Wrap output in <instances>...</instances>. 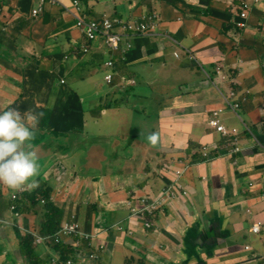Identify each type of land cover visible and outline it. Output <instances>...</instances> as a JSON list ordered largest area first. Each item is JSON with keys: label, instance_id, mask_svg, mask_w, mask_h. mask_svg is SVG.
Here are the masks:
<instances>
[{"label": "crops", "instance_id": "crops-1", "mask_svg": "<svg viewBox=\"0 0 264 264\" xmlns=\"http://www.w3.org/2000/svg\"><path fill=\"white\" fill-rule=\"evenodd\" d=\"M62 1H48L34 17L39 0H0V11L12 9L18 19L20 14L43 18L46 8L51 19L46 38L55 37L50 42L53 50L46 51L55 57L48 68L41 71L36 63L24 66L19 53L13 50L16 38L6 37L8 26L0 16V77L13 78L19 89L27 85L21 97L12 95L15 101L11 106L22 112H42L40 122L55 119L57 103L65 105L61 118L66 122L71 117L70 108L84 113L83 131L74 133L71 125L62 131L76 134L70 150L59 152L46 144L40 123L25 148L35 151L37 157L39 151L48 152L44 160L38 159L36 179L53 190V202L56 195L65 193V176L73 166L79 167L75 181L81 186L82 198L94 196L97 178L102 179L103 186L113 179L115 192L104 197V204L97 207L92 200H86L84 204L91 206L83 218L81 206L71 196L63 204L84 231L97 234L96 228L102 227L108 232V237L99 241L107 253L93 264H153L149 256L156 258L155 264H189L192 257L199 264L200 233L210 238L206 245L208 256H201L206 264H264V228L260 235L251 233L254 223H264V130L260 127L264 121V0L251 3L248 19L239 17L243 0H211L209 8H205L206 0H202L203 4L196 0H85L92 16L114 12L131 19L150 11L160 14L156 32L133 39V49L126 57L120 52L110 53L102 39L88 41L75 28L70 11L72 0ZM237 22L245 23V28H238ZM43 24L44 20L40 27ZM26 27L18 26L14 31L19 35ZM7 44L11 47H5ZM77 56L83 60L79 62ZM108 61L112 67L107 66ZM202 61L209 67L216 65L215 80L203 79ZM32 71L36 78H30ZM108 74L114 75L112 83L105 79ZM19 77L22 83L17 82ZM76 84L82 87L81 92L76 90ZM231 92L239 105L236 112L227 109L221 97ZM154 95L156 120L132 126L133 109ZM214 111H222L221 122L228 132L238 131L240 152H232L209 128ZM106 126L113 127L104 130ZM126 127L132 131L121 133ZM46 130L53 132L54 126ZM151 132L159 134L155 147L145 139ZM203 146L210 148L211 162L201 159ZM94 150L100 156H111V172L103 171L109 167L106 159L96 162ZM186 157L195 159V167L183 180L189 196L166 209L152 230L146 231L137 219L130 221L123 203L132 198L157 197L170 184L161 170L176 169ZM85 167L96 169L89 181L90 196L81 180ZM51 178L53 185L48 183ZM21 214V219L27 215L22 210ZM3 215L0 218L7 220L8 216ZM120 222L131 228L129 236L112 228ZM17 226L22 234L30 231L26 225ZM11 241L17 250L14 261L8 264H30L15 228ZM36 248L38 264H45L59 252H76L72 240ZM211 248L217 251L212 254ZM80 264L90 263L83 260Z\"/></svg>", "mask_w": 264, "mask_h": 264}, {"label": "rangeland", "instance_id": "rangeland-1", "mask_svg": "<svg viewBox=\"0 0 264 264\" xmlns=\"http://www.w3.org/2000/svg\"><path fill=\"white\" fill-rule=\"evenodd\" d=\"M37 1V0H36ZM59 2H63L62 0H57ZM56 12V11H52ZM20 13V12H19ZM59 15V11L55 14ZM0 16L4 19L3 24H6L8 26V31L6 34V37L10 40H13V38H16V41L14 43L15 49L13 50L22 58V61L24 62L23 65L26 66L28 64H31V66H35L38 69H41V71H44L46 68L50 66V62L52 61L53 57L46 51L53 50V46L50 44L52 40L55 39V37L50 36L46 38V34L49 31V22L51 21L49 14H47L46 8L44 9L43 18L40 17L39 19L27 17L26 15H21L18 19V14H15L12 9L3 8L0 11ZM41 16V15H40ZM42 20L45 21V24H43L42 27H40V24H42ZM18 26H28L25 28L24 31L20 32L18 35L14 30ZM31 33V34H30ZM30 34V35H29ZM5 47L10 48L11 46L7 44ZM1 53V51H0ZM77 59L79 62L83 60L80 56H77ZM202 70H203V79L208 80L210 77L211 79L215 80L217 77V73L215 72V66L209 67L208 64L202 63ZM200 70V69H199ZM201 73V71H200ZM202 74V73H201ZM17 80V82L22 83L21 77ZM13 79V78H12ZM12 79H4L0 77V110L6 109L9 106L13 104L15 99L12 97V95H15V98L21 97V93L26 89V86L19 89V86H16ZM8 84H6V82ZM70 84L73 83L72 80L69 81ZM76 90L82 91V87L79 84L75 85ZM155 95L150 96L148 98H145L142 100L141 104L137 105L136 109H133L134 119L130 120V123L134 127H140L144 124H149L156 120L157 113L155 109ZM49 108L52 109V106H49ZM55 113L54 117L52 118H45L40 122V129L44 131V139L45 143L48 144L50 147H52L54 150L63 152L64 150L69 149L70 150V144L72 143V140L76 137V134H79L77 132V127L80 122V117L84 116V113L78 111L77 109L70 108V119L69 122H66L62 120V115L65 112V105L57 103L55 106ZM238 114L240 111L237 112ZM73 116V117H72ZM126 121V120H124ZM112 124L114 123L113 120H111ZM83 124H84V118H83ZM50 125L54 126V131L49 132L46 130ZM71 125L73 128V132H69L68 134L63 133V129L68 128V126ZM127 126V124H126ZM88 124H86V128L88 129ZM104 127V126H103ZM113 127V126H112ZM112 127H105L104 130H108ZM93 130V129H92ZM126 130V131H125ZM127 131H132L131 128L126 127L124 128V131L121 133L127 134ZM142 129L139 130L138 133H141ZM113 135V132L110 134ZM146 135V134H145ZM81 141V137L78 136V142ZM88 147V145H87ZM94 153H97L96 150H94ZM79 159H82V153L78 151ZM76 157V155L74 156ZM73 157V158H74ZM105 160L106 164L109 166L108 169L106 167V172H111V164H113L112 158L109 155L108 158L105 156H100L97 153V156L95 158L96 162L98 163L99 160ZM114 165V164H113ZM89 169H95V167L91 168H84L83 172L89 170ZM79 167H71L70 173L65 176L66 182H68V186H66V191L64 194L56 195L54 203H41V201H38L39 197L34 195V188L30 186H24L22 188H26L28 191L25 192L27 194L26 201L22 205L20 199L12 200L13 203L18 204L20 206V209L27 212V215L23 216L22 219L20 217L15 216L14 214H10L8 211L10 207L8 208V200L9 198L13 197L15 194L14 192H20L22 191V188L18 190H10L8 187L0 184V193L2 191V195L0 196V215L4 214L8 216L7 223L3 224V228L0 230V252L6 253L0 255V263L1 264H8L11 261H14V254L16 253V246L11 241V238H14V228L18 224H22L23 226H27L30 230L34 231L35 233H47L52 231V229L55 227L58 220H61V223L65 220L71 219V213L66 211L63 204L66 200H68V197L71 196L73 202H77L79 206H81V217L83 218L86 214L87 207L91 206L90 204H84V202L87 200L86 198H82L80 194H82L80 191L81 186L76 184V175L79 174ZM94 173V172H93ZM71 177V178H70ZM48 183L50 185L54 184V179L51 178L48 180ZM39 186L43 187L44 191H48V188L46 187L45 183L39 182ZM82 190V189H81ZM23 193H19V196ZM40 195V194H39ZM33 201H36L37 206H33ZM90 200H92L96 207L99 205V201L95 197H90ZM91 202V201H90ZM3 215V216H4ZM100 221V220H98ZM102 227H97L96 232L98 229ZM105 231V230H103ZM26 236H31L28 233H25ZM32 237V236H31ZM29 241V240H28ZM32 249L36 253V248L31 244ZM85 245H83V248ZM25 258L28 260L29 258L25 256Z\"/></svg>", "mask_w": 264, "mask_h": 264}, {"label": "clouds", "instance_id": "clouds-1", "mask_svg": "<svg viewBox=\"0 0 264 264\" xmlns=\"http://www.w3.org/2000/svg\"><path fill=\"white\" fill-rule=\"evenodd\" d=\"M53 1L56 2V0H53ZM74 2L75 0H72V6H71L70 11L75 18V28L79 30L80 32H82L88 41L91 42L96 39H102L106 45L107 50L110 53L120 52L122 53L124 57H126V55L129 54L133 49L134 45H133L132 40L136 38H140L144 35H148L150 33H155L159 26L161 18H162L160 14L156 11H150L145 15H139L137 18L132 17L131 19H124L122 18V15H118V14L114 15V12H105L101 14L100 16H92L91 14L87 12V9H86L87 2H85V0H78L79 7H80L79 12H77ZM77 13L80 14L81 16L86 17V19L90 21L109 20L113 25L112 32L114 34L120 35L122 38L119 48L116 50L112 49L108 45L107 39L103 36H97L95 39L90 40L87 37L86 33L77 26V23H78ZM141 24H145L147 26L145 30L136 31V30L129 29V25L139 26ZM174 54L178 56L177 52H175ZM106 64L108 67H112V62L108 61L106 62ZM109 75L113 77L112 78V81H113L114 75L108 74L107 76ZM43 115L44 114L42 112H34L31 110H25L22 112L18 107H13V106H9L7 109L0 110V184L8 187L10 190H18L26 185L32 188H36L39 186V180L36 179V177L39 175V167H40L39 161L41 162L42 160H44L48 152L46 150L39 151L38 157H37V154L35 153V151L27 150L25 148V145L29 144L33 140L34 135H35V130L38 128V125ZM158 135L159 134L157 132H151L145 137V139L151 146L155 147L158 143ZM227 146H230V145H227ZM231 149H232V152H234L232 147ZM201 159L204 161V159L202 158V155H201ZM186 165L189 166V169L184 173V175L180 179H177L175 176L170 174L176 171L177 169L181 170ZM194 167H195V159L193 157H186L178 164L176 169L174 170L162 169L161 170L162 177L164 179H167L170 182V184L168 186H165L157 197L150 198L149 196H147V197H140V198H132L130 200L131 208L133 206H138L139 209H142L141 204L143 200L147 202V205L154 204L163 196L164 192L170 189L171 187H176V188L180 187L181 189L178 191V193L176 194L174 198L167 200L163 204V206L160 207L158 210L154 211L152 215H150L147 212L144 215H141V214L133 215L131 212V216H132L131 220L137 219L141 222L143 228L146 231L152 230L156 219L159 216L164 215L166 209H168L170 206L178 202L180 199L187 198L189 196L190 193H189L188 187H186L183 184V180L186 177V175L192 171ZM46 187L49 190H51V196H50L49 201L43 199L41 203H54L52 201L53 190L49 188L47 184H46ZM27 191L28 190L26 189L25 192ZM87 201L88 202L90 201V197H87ZM11 204H12V200H11ZM8 212L12 214L10 212V209ZM21 216L22 214L20 210L19 217L21 218ZM15 228H18V226L16 225ZM263 228H264V223H260V222L254 223L251 233L255 236L260 235L261 230ZM26 232H34V231L32 230L24 231V234H22V232L21 234L23 236H26L25 234ZM38 235H45V234L38 233ZM218 236L219 235L217 234V237ZM66 241L61 242L59 244L62 245ZM59 244L49 243V245H59ZM37 246L39 245H35V237H34V247H37ZM244 248H245L244 249L245 251H250L249 247H244ZM210 250L212 251V254L217 251V249L215 248H211ZM76 253L77 252L71 253V254L67 253V255H65V252L63 253L59 252V253H56V255L62 256L65 258H69V257L77 258L75 256ZM149 260L152 261L153 264H155L156 262V258L152 256H149ZM10 263H12V261ZM189 264H198V260L195 257H192L191 260L189 261Z\"/></svg>", "mask_w": 264, "mask_h": 264}, {"label": "built area", "instance_id": "built-area-1", "mask_svg": "<svg viewBox=\"0 0 264 264\" xmlns=\"http://www.w3.org/2000/svg\"><path fill=\"white\" fill-rule=\"evenodd\" d=\"M53 0H39L38 8L33 10V16H37L43 11L44 5L48 2ZM252 2L258 3V0H243L241 12L239 14V17L241 19H248L250 14V5ZM77 12L80 11L78 0L74 2ZM78 14V13H77ZM78 23L77 26L82 29L87 37L90 40L95 39L97 36H103L107 39L108 45L112 49H118L120 42L122 40L121 36L118 34H114L112 32L113 25L109 20H102V21H90L87 20L86 17L81 16L78 14ZM238 28L243 29L245 28V23L243 22H237ZM145 24H141L139 26L129 25V29L136 30V31H142L146 29ZM178 55V54H177ZM112 76H107L106 80L108 83L112 82ZM222 100L227 107L232 112H236L239 109V105L234 102L235 94L231 92V94L226 97L221 95ZM221 115L222 111H214L212 112V115L208 121V126L210 129L214 130L218 134L221 135L223 142L227 145H230L233 148L234 152H240V140L238 131L234 130L233 132L229 133L226 128L222 125L221 122ZM260 127L264 130V121L260 123ZM202 158L205 162H210L213 160L212 153L210 151V148L208 146H203L200 151ZM189 169V166H184L181 170H176L170 174L175 176L177 179H180L184 173ZM181 188L171 187L170 189L166 190L163 194V196L154 204L147 205V202L145 200L142 201V209H139L138 206H133L131 208V212L133 215H144L146 212L150 215L153 214L154 211L158 210L160 207L163 206V204L172 198L176 196L178 191ZM26 191L25 188H22V191L19 193H24ZM2 194V191H1ZM19 195L15 194L12 197V200L18 199ZM20 206L18 204H15L12 202L10 206V212L14 214L15 216H20ZM76 217L73 216L71 220H65L62 222L60 230L56 234H48V235H38L34 232H26L28 234H31L35 237V245L40 244H49V243H61L64 241L72 240L73 244H75V247L77 249L76 257H69L65 258L62 256L56 255L53 259H50L45 264H80L83 260L87 263L93 264L95 262H98L104 258L105 254L107 253V248L103 244H99L97 242V235L90 234L83 229L80 228L78 222L75 220ZM7 220L0 218V225L6 224ZM148 226V225H147ZM83 245L85 247L83 248Z\"/></svg>", "mask_w": 264, "mask_h": 264}, {"label": "water", "instance_id": "water-1", "mask_svg": "<svg viewBox=\"0 0 264 264\" xmlns=\"http://www.w3.org/2000/svg\"><path fill=\"white\" fill-rule=\"evenodd\" d=\"M196 1H200L201 2L200 4H203L202 0H196ZM206 2L209 4V6H206L207 3H205L206 4L205 8H209L210 4H211V0H206ZM83 130H84V124H83V114H82V116L80 117V122H79L78 127H77V132L79 133ZM105 170H106V167H104L103 171L106 172ZM94 171H96V169H89V170L85 171L83 173L82 179H81L82 184H83V189H84L85 193L88 194L89 196H90L89 181H90V177ZM97 179H98L99 183L95 187L96 191H95V194L93 197H95L99 201V204L101 205V204H104V201H103L104 197L112 195L115 184H114L113 179L110 178L108 183L105 186H103L102 185V179L100 180V177ZM104 235H105V232L101 228H99L97 231V242L99 244H101L99 241L103 238ZM209 240H210V238L205 233H200V235L197 237L199 258L201 260L199 264H206L205 261L203 259H201V256L202 255L208 256L206 253V245H207V242Z\"/></svg>", "mask_w": 264, "mask_h": 264}, {"label": "trees", "instance_id": "trees-1", "mask_svg": "<svg viewBox=\"0 0 264 264\" xmlns=\"http://www.w3.org/2000/svg\"><path fill=\"white\" fill-rule=\"evenodd\" d=\"M206 6H209V4L207 3ZM239 9H240V12H241V8H239ZM29 75H30V78H36V74H35L34 71L30 72ZM39 78H40V80H42L43 75L41 74L39 76ZM135 84H136V82H135ZM17 194L19 195V192H17ZM26 195L27 194L23 193L22 195H20L18 197L19 199L21 197L20 201H21L22 205L26 201V198H27ZM34 195L39 197V199H37L38 201L42 202L43 199L49 201L50 196H51V190L48 189V191H44L42 186H38V187L34 188ZM29 200H32V199H29ZM32 202H33V206H37L36 201L32 200ZM7 207L9 208L10 204H8ZM24 212H26V211H24ZM61 225H62L61 220H58V222L56 223V225L52 229V231L47 232V233H42V234H45V235L55 234V233H57L60 230ZM15 230H16V233H17L19 239L23 241L22 249H23L24 256L29 258L28 260H29L30 264H38L37 254L34 252V250L31 247V244H33V246H34V237L33 236L32 237L31 236H28V237L27 236H23L18 228H15ZM67 253L68 252H65V255H67Z\"/></svg>", "mask_w": 264, "mask_h": 264}, {"label": "flooded vegetation", "instance_id": "flooded-vegetation-1", "mask_svg": "<svg viewBox=\"0 0 264 264\" xmlns=\"http://www.w3.org/2000/svg\"><path fill=\"white\" fill-rule=\"evenodd\" d=\"M114 192H115V189H114ZM123 204H125V207H126V208L128 209V211H129L128 219H130V221H131L132 216H131L130 200L124 202ZM112 228H113V229L115 228L117 231L122 232V233H125V234L128 235V236L131 234V228H126V227L123 225L122 222H120V223L114 225ZM107 234H108V232L106 231V232H105V235H107ZM105 235H104V236H105ZM104 236H103V239H106V238L108 237V236H105V237H104Z\"/></svg>", "mask_w": 264, "mask_h": 264}]
</instances>
